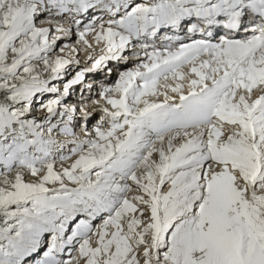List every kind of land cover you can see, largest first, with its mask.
<instances>
[{
  "label": "snow or ice",
  "instance_id": "1",
  "mask_svg": "<svg viewBox=\"0 0 264 264\" xmlns=\"http://www.w3.org/2000/svg\"><path fill=\"white\" fill-rule=\"evenodd\" d=\"M0 264H264V0H0Z\"/></svg>",
  "mask_w": 264,
  "mask_h": 264
}]
</instances>
